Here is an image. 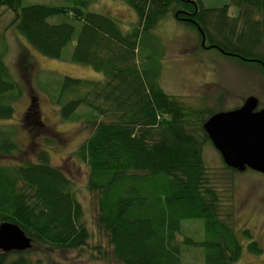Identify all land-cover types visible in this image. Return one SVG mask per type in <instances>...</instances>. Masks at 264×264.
Masks as SVG:
<instances>
[{
	"label": "trees",
	"instance_id": "trees-1",
	"mask_svg": "<svg viewBox=\"0 0 264 264\" xmlns=\"http://www.w3.org/2000/svg\"><path fill=\"white\" fill-rule=\"evenodd\" d=\"M21 1L0 0V16L11 14L8 27L30 48L60 60L73 43L70 61L103 76L96 81L63 77L50 99L62 120L83 119L90 129L75 155L87 167L85 188L114 263L182 264L184 246L201 247L202 264H236L243 245L235 228L230 175L237 171L221 160L227 173L216 172L202 157L203 146L210 143L202 125L215 113L186 107L166 94L158 83V65L139 64L136 54L141 40L154 37L158 23L171 13L197 31L200 47L203 35L209 49L252 60L264 73V54L253 56L264 48V0H230L216 9L205 8L200 0H113L135 14L136 23L127 30L111 15L85 11L82 0H75L72 8L22 7ZM54 16L79 22V31L65 21L49 23ZM21 93L0 56V120L12 118ZM30 100L24 122L49 143L48 129L34 98ZM17 152L12 132L1 130L0 224L16 225L31 247L0 252V264H31L27 255L38 246L58 251L86 247L90 233L70 179L50 164L43 150L33 162L1 163ZM196 219L203 221L202 241L179 239L181 221ZM241 234L248 238V252L264 253L248 230ZM99 253L102 260L107 258Z\"/></svg>",
	"mask_w": 264,
	"mask_h": 264
},
{
	"label": "rangeland",
	"instance_id": "rangeland-1",
	"mask_svg": "<svg viewBox=\"0 0 264 264\" xmlns=\"http://www.w3.org/2000/svg\"><path fill=\"white\" fill-rule=\"evenodd\" d=\"M75 0H22L21 6L46 5L72 8ZM87 3L85 11H92L117 18L120 28L129 29L136 23L134 12L124 3L113 0H82ZM205 8H221L230 0H200ZM234 16L235 10L229 9ZM11 14L4 11L0 16V56L7 66L11 80L16 82L22 93L14 103V114L9 120H0V131L10 130L18 146V152L5 164H20L35 161L39 151L48 154L50 164L60 169L72 182L76 199L83 209V222L90 233L88 245L80 250L58 251L49 248L30 250L27 258L31 264H115L111 258L107 239L95 223V207L85 184L87 167L75 155L76 150L90 135V129L82 120L64 121L58 108L52 103L51 95L57 92L63 77L85 80H101L102 74L90 66L73 63L70 56L73 43L66 46L60 60L47 59L36 53L13 27H8ZM65 21L71 24L76 33L80 23L70 17L54 16L49 23ZM154 37L141 40L136 61L146 66L158 65L159 86L168 95L175 97L184 106L196 109H209L213 113L228 112L244 103L249 97L258 101V109L264 107V73L262 66L252 60L246 62L221 54L217 49H209L205 39L200 47L198 33L190 25L174 20L171 13L164 16L153 33ZM264 54L259 48L253 56ZM264 56V55H262ZM34 98L36 111L51 141L45 142L37 130H28L24 115L30 98ZM84 109H81V112ZM26 121V120H25ZM34 131V132H33ZM39 131V130H38ZM40 133V131H39ZM44 134V133H42ZM45 135V134H44ZM206 167L219 173L222 170L219 153L211 143L202 149ZM232 207L238 239L243 245L242 254L236 264H264V253L255 255L248 252V238L241 234L242 229L250 232L264 250V175L249 169L232 173ZM189 237L196 242L204 237L203 221H181L178 238ZM107 255L105 260L100 253ZM182 264H202L201 247L182 246Z\"/></svg>",
	"mask_w": 264,
	"mask_h": 264
},
{
	"label": "water",
	"instance_id": "water-1",
	"mask_svg": "<svg viewBox=\"0 0 264 264\" xmlns=\"http://www.w3.org/2000/svg\"><path fill=\"white\" fill-rule=\"evenodd\" d=\"M202 128L225 166L264 175V107L258 109L254 97L234 110L213 114ZM30 247L31 240L16 225L0 224V252H23Z\"/></svg>",
	"mask_w": 264,
	"mask_h": 264
}]
</instances>
